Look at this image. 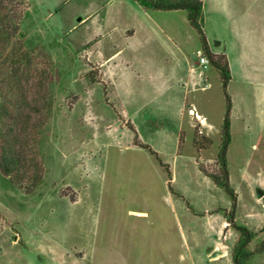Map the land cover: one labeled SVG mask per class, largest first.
Masks as SVG:
<instances>
[{"label":"rangeland","instance_id":"374dc122","mask_svg":"<svg viewBox=\"0 0 264 264\" xmlns=\"http://www.w3.org/2000/svg\"><path fill=\"white\" fill-rule=\"evenodd\" d=\"M229 1L203 2L219 60L239 56ZM239 6L264 39V0ZM0 14V146L19 160L0 167V264H233V201L209 176L227 93L234 219L251 249L264 239L263 41L225 89L186 10L0 0Z\"/></svg>","mask_w":264,"mask_h":264},{"label":"trees","instance_id":"16d2710c","mask_svg":"<svg viewBox=\"0 0 264 264\" xmlns=\"http://www.w3.org/2000/svg\"><path fill=\"white\" fill-rule=\"evenodd\" d=\"M141 6L147 9L155 10H174V9H183L187 11V18L189 23L198 30L201 36L203 51L206 55L209 56L213 65L221 72L223 78V86L227 89L229 80L231 79L229 62L226 54H223V59H217V53H213L208 46L206 36L203 31V0H135ZM2 22V16L0 14V23ZM227 96V113L223 121L222 133H223V142L222 147L219 152V162L222 168V176L218 175H209L212 177L217 185L222 187L227 194L231 197L233 201L232 212L228 215L229 222L232 224L236 230L238 237L234 243L232 249V262L233 264H251L252 260L259 254L264 252V239L261 240L258 245L254 248H250V243L255 239L257 233L250 230L246 225L236 223L234 219V211L236 207V193L234 189L230 186L229 175L227 170L226 163V150L231 140V99L229 94ZM1 147L0 154V167L1 170L5 173L11 171L12 164L16 165L19 160L13 155H9L8 151L5 148ZM14 151V150H13ZM11 165V166H10Z\"/></svg>","mask_w":264,"mask_h":264},{"label":"crops","instance_id":"0c3cea01","mask_svg":"<svg viewBox=\"0 0 264 264\" xmlns=\"http://www.w3.org/2000/svg\"><path fill=\"white\" fill-rule=\"evenodd\" d=\"M231 1L233 3H231ZM224 3L226 8L231 9L229 18L231 19V23L234 28L233 29V34L235 39L234 45L236 46V49L239 50V56H234V57L233 55H231L227 47H225L223 52L224 54H226L229 62V68L231 72V79L229 81H231L234 78L233 71H234L235 61L243 60L244 64L249 62L250 65H252L253 61H257V58L260 57L258 56L256 46H258V43L260 45L262 41L264 42V39L263 38L258 39V37H256L257 39L254 40L253 38L255 28H257V26L261 22L260 21L261 19H259V17H256V15H254V13L252 12L248 13V11L246 12V10L245 11L241 10L239 6L240 0L239 1L230 0L229 3L228 2H224ZM261 58L264 57L261 56Z\"/></svg>","mask_w":264,"mask_h":264},{"label":"built area","instance_id":"2783aa9c","mask_svg":"<svg viewBox=\"0 0 264 264\" xmlns=\"http://www.w3.org/2000/svg\"><path fill=\"white\" fill-rule=\"evenodd\" d=\"M199 54V64L203 67H207L209 64V59L207 55H205L201 50L198 52Z\"/></svg>","mask_w":264,"mask_h":264}]
</instances>
